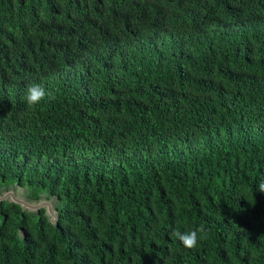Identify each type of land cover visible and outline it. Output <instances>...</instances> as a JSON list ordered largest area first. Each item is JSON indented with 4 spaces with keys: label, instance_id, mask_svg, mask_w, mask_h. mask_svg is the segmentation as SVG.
Wrapping results in <instances>:
<instances>
[{
    "label": "trees",
    "instance_id": "16d2710c",
    "mask_svg": "<svg viewBox=\"0 0 264 264\" xmlns=\"http://www.w3.org/2000/svg\"><path fill=\"white\" fill-rule=\"evenodd\" d=\"M261 180L264 0H0V264H264Z\"/></svg>",
    "mask_w": 264,
    "mask_h": 264
},
{
    "label": "clouds",
    "instance_id": "9594fccd",
    "mask_svg": "<svg viewBox=\"0 0 264 264\" xmlns=\"http://www.w3.org/2000/svg\"><path fill=\"white\" fill-rule=\"evenodd\" d=\"M46 90L36 84H31L26 87L24 100L29 106L38 104L41 100L45 98ZM256 190L264 193V180H261L256 186ZM204 228L199 227L184 232L174 231L173 235L180 241V243L187 249H193L197 246L198 241L204 238Z\"/></svg>",
    "mask_w": 264,
    "mask_h": 264
},
{
    "label": "water",
    "instance_id": "95a60500",
    "mask_svg": "<svg viewBox=\"0 0 264 264\" xmlns=\"http://www.w3.org/2000/svg\"><path fill=\"white\" fill-rule=\"evenodd\" d=\"M7 197H9L11 201L20 204L22 208L36 210L40 207H44L47 215L49 216L50 222L55 223L57 221V211L52 207L50 201L40 200L38 202H27L23 198H20L19 189L16 193H13L12 191L4 192L2 195H0V200L6 199Z\"/></svg>",
    "mask_w": 264,
    "mask_h": 264
}]
</instances>
